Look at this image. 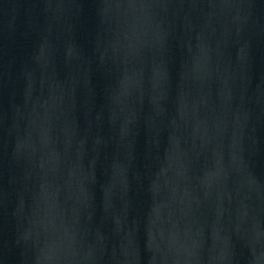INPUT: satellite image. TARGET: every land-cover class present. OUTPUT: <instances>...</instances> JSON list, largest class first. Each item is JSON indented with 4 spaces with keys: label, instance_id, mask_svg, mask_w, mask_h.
Listing matches in <instances>:
<instances>
[{
    "label": "water",
    "instance_id": "95a60500",
    "mask_svg": "<svg viewBox=\"0 0 264 264\" xmlns=\"http://www.w3.org/2000/svg\"><path fill=\"white\" fill-rule=\"evenodd\" d=\"M0 264H264V0H0Z\"/></svg>",
    "mask_w": 264,
    "mask_h": 264
}]
</instances>
